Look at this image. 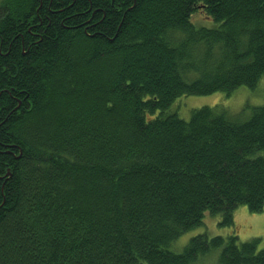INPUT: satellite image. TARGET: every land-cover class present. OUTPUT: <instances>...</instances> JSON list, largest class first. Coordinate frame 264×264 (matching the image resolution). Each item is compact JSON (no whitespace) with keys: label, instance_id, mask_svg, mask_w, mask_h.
<instances>
[{"label":"trees","instance_id":"16d2710c","mask_svg":"<svg viewBox=\"0 0 264 264\" xmlns=\"http://www.w3.org/2000/svg\"><path fill=\"white\" fill-rule=\"evenodd\" d=\"M262 77L264 0H0V264H264L234 232L173 251L264 214V107L169 113Z\"/></svg>","mask_w":264,"mask_h":264},{"label":"rangeland","instance_id":"374dc122","mask_svg":"<svg viewBox=\"0 0 264 264\" xmlns=\"http://www.w3.org/2000/svg\"><path fill=\"white\" fill-rule=\"evenodd\" d=\"M198 27L213 28L215 23L207 20L201 12L194 19ZM264 107V77L260 80L255 90H250L247 87H242L235 91L231 96L224 93H216L211 96L202 97H182L178 99L171 107L169 113L177 114L181 119L189 121L191 112L195 109L204 107L219 108L234 116H249L243 114L245 107ZM221 216L213 217L206 214L204 225L193 232L183 236L178 242L173 251L181 252L189 241L198 235H208L209 238L215 236L227 237L233 232L238 235L241 242H246L255 238L260 239V248H264V214H251L249 210L242 206L235 213V228L234 230L221 228L219 223ZM214 260L213 258L211 261Z\"/></svg>","mask_w":264,"mask_h":264}]
</instances>
